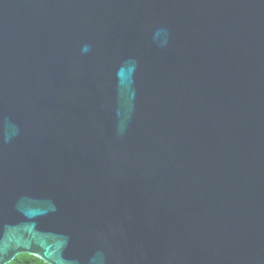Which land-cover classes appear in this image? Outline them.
I'll list each match as a JSON object with an SVG mask.
<instances>
[{
	"label": "water",
	"instance_id": "1",
	"mask_svg": "<svg viewBox=\"0 0 264 264\" xmlns=\"http://www.w3.org/2000/svg\"><path fill=\"white\" fill-rule=\"evenodd\" d=\"M264 264V0H0V264Z\"/></svg>",
	"mask_w": 264,
	"mask_h": 264
},
{
	"label": "trees",
	"instance_id": "2",
	"mask_svg": "<svg viewBox=\"0 0 264 264\" xmlns=\"http://www.w3.org/2000/svg\"><path fill=\"white\" fill-rule=\"evenodd\" d=\"M9 264H46L40 259L27 255V254H22L16 257L14 261H12Z\"/></svg>",
	"mask_w": 264,
	"mask_h": 264
}]
</instances>
